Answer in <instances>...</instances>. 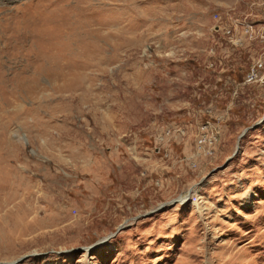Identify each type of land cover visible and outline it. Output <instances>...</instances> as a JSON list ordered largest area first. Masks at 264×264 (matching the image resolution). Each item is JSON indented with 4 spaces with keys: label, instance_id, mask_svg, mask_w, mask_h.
Returning a JSON list of instances; mask_svg holds the SVG:
<instances>
[{
    "label": "rangeland",
    "instance_id": "374dc122",
    "mask_svg": "<svg viewBox=\"0 0 264 264\" xmlns=\"http://www.w3.org/2000/svg\"><path fill=\"white\" fill-rule=\"evenodd\" d=\"M0 264H264V0H0Z\"/></svg>",
    "mask_w": 264,
    "mask_h": 264
},
{
    "label": "water",
    "instance_id": "95a60500",
    "mask_svg": "<svg viewBox=\"0 0 264 264\" xmlns=\"http://www.w3.org/2000/svg\"><path fill=\"white\" fill-rule=\"evenodd\" d=\"M248 129H249V127L245 128V129L243 130L242 133H245ZM118 230H119V228H117V231H118ZM22 259H23V258L21 257V258L18 259V261H21Z\"/></svg>",
    "mask_w": 264,
    "mask_h": 264
}]
</instances>
